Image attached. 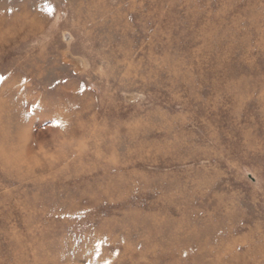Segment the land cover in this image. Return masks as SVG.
<instances>
[{
    "label": "rangeland",
    "instance_id": "obj_1",
    "mask_svg": "<svg viewBox=\"0 0 264 264\" xmlns=\"http://www.w3.org/2000/svg\"><path fill=\"white\" fill-rule=\"evenodd\" d=\"M0 11V264H264V0Z\"/></svg>",
    "mask_w": 264,
    "mask_h": 264
},
{
    "label": "bare ground",
    "instance_id": "obj_2",
    "mask_svg": "<svg viewBox=\"0 0 264 264\" xmlns=\"http://www.w3.org/2000/svg\"><path fill=\"white\" fill-rule=\"evenodd\" d=\"M16 15L17 14L13 13L7 18L5 14L0 11V45L4 44L16 31L22 30L28 26V22L24 18L20 17V15L16 17ZM20 161V159H16L10 163V165L12 164V166L18 167L19 164L21 165Z\"/></svg>",
    "mask_w": 264,
    "mask_h": 264
}]
</instances>
